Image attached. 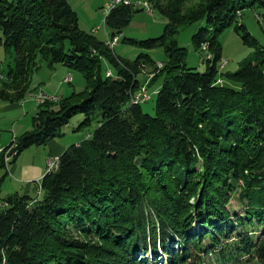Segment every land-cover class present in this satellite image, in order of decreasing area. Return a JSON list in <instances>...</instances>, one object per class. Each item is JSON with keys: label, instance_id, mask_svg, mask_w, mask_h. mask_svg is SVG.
I'll return each mask as SVG.
<instances>
[{"label": "trees", "instance_id": "16d2710c", "mask_svg": "<svg viewBox=\"0 0 264 264\" xmlns=\"http://www.w3.org/2000/svg\"><path fill=\"white\" fill-rule=\"evenodd\" d=\"M188 1L147 0L167 20L162 34L120 37L138 48H163L167 60L147 82L137 76L151 57L118 55L79 28L67 0H0V45L14 55L0 80L2 101L36 90L32 74L42 61L76 69L85 79L82 91L37 105L31 127L15 136L13 159L53 139L75 114L84 116L80 128L101 111L89 136L69 145L44 173L39 195L27 190L0 198V264L264 260V46L235 23L254 53L234 72L218 66L220 33L237 22L238 11L264 10V0H202L185 12ZM135 11L125 4L112 9L105 19L110 35L122 34ZM199 22L205 25L191 43L209 55L203 72L186 66V49L171 39L180 24ZM102 60L113 74H102ZM143 84L149 97L133 102ZM154 92L149 114L142 103ZM232 197L241 213L229 207Z\"/></svg>", "mask_w": 264, "mask_h": 264}, {"label": "rangeland", "instance_id": "374dc122", "mask_svg": "<svg viewBox=\"0 0 264 264\" xmlns=\"http://www.w3.org/2000/svg\"><path fill=\"white\" fill-rule=\"evenodd\" d=\"M108 1L109 0H107L106 3ZM140 1L147 2V0ZM202 2V0H189L184 5L185 12L188 9H195ZM147 3L149 5V10H145V8H142V6L134 7L137 11L133 13L130 23H128V25L123 29L121 38L126 37L136 40H142L146 38H156L162 34L167 20L155 8H152L149 2ZM103 4H105V2L102 3V0H72V6L76 9H74V11L77 13L78 17L79 28L88 33H91L92 31L90 32V28L92 26L101 24L102 28L98 29L95 34L94 32H92V34L96 36L97 39L105 41L106 35L104 34L101 20L102 9L104 7ZM236 16L237 22H234L233 24L225 27L219 35V41L222 46V62H218V66H222V72H234L239 67V63L242 60L251 57L254 53V47L247 45L243 41V31L240 30L238 32L234 29L235 23H242L249 34L255 38L258 44L264 46V10L257 7H247L243 10L238 11ZM204 25L205 23L203 22L182 23L178 26L177 32L171 36V39L175 40L179 46L186 49V66L194 68L199 72H203L205 70V58L209 59V55H207V51L204 50V47L202 48V50L193 47L191 43V36L200 26ZM119 41V44L115 46V52L123 58L134 59L138 54L144 53L148 54L153 60V63H148L147 65L143 66V69L138 74L137 77L141 80L147 78L148 82L156 65L158 67L160 66V64L162 65L161 62L167 60V56L164 53L162 47H155L152 49L138 48L129 43H123L121 42V40ZM13 57L14 55L12 50L10 52L6 51L3 45H0V73L3 74L2 77L0 76V80L5 79V72L8 70V65H13ZM102 62V74L105 75L106 71H109L113 74L114 69L109 64V62H107L106 60H102ZM67 76L71 77L69 82L67 80L64 81L65 77ZM163 76L164 75L160 76L157 81L151 86L152 90L160 85ZM32 79V83L37 85L40 84L39 86H42L43 88L49 90V93L54 95L57 93L56 95L61 97H67L72 92L82 91L85 87V79L82 72L76 69L69 68L60 63L54 64L52 67H49L47 63L42 61L40 69L37 72H33ZM217 82L224 83V81L221 79H218ZM42 87L39 88V90L43 89ZM39 90H34L31 93H28L25 98H32L36 105H39L36 102V92H38ZM61 97H59V99ZM155 97L156 92L151 94V98L149 100L142 103V110L144 112L153 114ZM59 99L52 102H56ZM83 118L84 116L81 113H77L72 116L69 122L57 132V135L54 137L55 141H57L61 145L69 146L78 139H85L88 136L89 132H92L96 128L97 122L101 119V111L99 109H96L91 114L90 124L83 125L80 128H77ZM6 122V119L0 120V123L2 125H6ZM6 129H9V127H6ZM33 148L35 147H32L31 149ZM32 151L33 150H29L27 148V150L21 152V158L24 159V157H32L34 155L35 157H37L38 154H35ZM54 158L51 157L47 159L44 172H46L48 167H50V161ZM12 159L7 164L8 168ZM12 163H14V161ZM49 169L52 168L50 167ZM12 176L16 177V174ZM12 176L10 175L9 170L8 172H6L5 167L0 169V198L5 197L6 195H10L16 190V188L14 187L15 182L13 181ZM32 182H35L34 184L38 185V179L32 181L27 180V183L29 185ZM36 188L35 193L39 195L40 193L36 192ZM29 191L30 193L33 192L31 188L29 189ZM229 207H231V210L234 213L242 212V206L239 205V203L233 197L230 199ZM73 234L79 236L78 233L74 232ZM258 261H252L250 264H264V260H262V262Z\"/></svg>", "mask_w": 264, "mask_h": 264}, {"label": "crops", "instance_id": "0c3cea01", "mask_svg": "<svg viewBox=\"0 0 264 264\" xmlns=\"http://www.w3.org/2000/svg\"><path fill=\"white\" fill-rule=\"evenodd\" d=\"M67 1L71 5V7L75 9L72 6V0H67ZM106 1L107 0H102V3L103 2L106 3ZM93 27L94 26H92L91 28ZM91 28H90V32H91ZM103 31L105 35L106 32L109 33L107 28L104 27H103ZM41 87L42 86H39L36 89V91L39 90V88ZM47 91L49 92V90ZM37 111H38V107L32 98H28V99L24 98L23 100L12 103L7 101H2L0 99V120L2 119L7 120L6 125H2L0 123V145L9 144V142L12 140L13 137L29 129L32 125V117L37 113ZM6 127H9V129H6ZM78 142H80V139L74 141V143H78ZM32 147L35 148L31 149ZM67 147L68 146L59 144L53 138L49 140L46 144L39 146H31L28 148L29 150H33L32 152H34L35 154L37 153L38 154L37 157H35L34 155L32 157H24V159H22L21 154H19L15 159L11 161L9 168L4 165L3 167L8 168L11 176L16 174V177L12 176L13 181L15 182L14 184V187L16 188L15 191L26 192L31 188L33 190L32 193L34 194L35 188H33V182L29 185L27 183V180L32 181L35 179H41L45 173L44 170L46 168L47 159L51 157L53 158L58 157ZM13 161L14 163H12Z\"/></svg>", "mask_w": 264, "mask_h": 264}, {"label": "built area", "instance_id": "2783aa9c", "mask_svg": "<svg viewBox=\"0 0 264 264\" xmlns=\"http://www.w3.org/2000/svg\"><path fill=\"white\" fill-rule=\"evenodd\" d=\"M119 4H125V5H132L133 7L135 6H142V8H145V10H149L148 4L145 3V1H140V0H109L107 3L104 4V7L102 9V25L105 28V19L109 12L114 9L116 6ZM101 27L100 25L94 26L91 28L92 32H96L99 28ZM121 34L118 33V37H110V34L106 32V42H111L113 45H118L119 40H120ZM211 57V56H210ZM3 74L0 73V76L2 77ZM70 76L65 77L64 81L67 80L68 82L70 81ZM36 102L37 104L43 103L45 100H51L55 101L59 99L57 95L51 94L48 91L44 89H40L38 92H36ZM149 97L148 93L146 92V84H143L140 86V90L135 93L133 96L132 101L133 102H143ZM89 136V134H88ZM87 136V137H88ZM13 144H7V145H0V155H2L3 163L5 166L10 162V160L13 158V156L16 155V151L14 150L15 148V137L12 139ZM54 159H58V157H55ZM50 167H51V161H50ZM47 171H49V168ZM46 171V172H47ZM38 185L36 188V192H38V187H40V180L38 179Z\"/></svg>", "mask_w": 264, "mask_h": 264}, {"label": "bare ground", "instance_id": "6f19581e", "mask_svg": "<svg viewBox=\"0 0 264 264\" xmlns=\"http://www.w3.org/2000/svg\"><path fill=\"white\" fill-rule=\"evenodd\" d=\"M146 4H148L147 2H145ZM148 7H149V5H148ZM110 37H118V34H115V35H110ZM105 45H108L110 48H114L115 47V45H113L111 42H106L105 41ZM112 51V50H111ZM161 62V61H160ZM160 62H158V63H160ZM160 66H161V64H160ZM160 66H158V67H160ZM107 75H109L110 74V72H107L106 73ZM56 160L57 159H52L51 160V167H53L54 165H55V162H56ZM38 192L40 193V187H38Z\"/></svg>", "mask_w": 264, "mask_h": 264}]
</instances>
